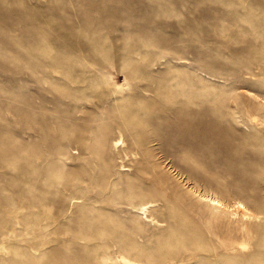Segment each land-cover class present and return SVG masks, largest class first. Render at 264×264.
Here are the masks:
<instances>
[{"label":"rangeland","instance_id":"rangeland-1","mask_svg":"<svg viewBox=\"0 0 264 264\" xmlns=\"http://www.w3.org/2000/svg\"><path fill=\"white\" fill-rule=\"evenodd\" d=\"M121 257L264 264V0H0V264Z\"/></svg>","mask_w":264,"mask_h":264},{"label":"bare ground","instance_id":"bare-ground-1","mask_svg":"<svg viewBox=\"0 0 264 264\" xmlns=\"http://www.w3.org/2000/svg\"><path fill=\"white\" fill-rule=\"evenodd\" d=\"M105 128H107L106 126H105ZM105 130V129H104ZM99 134V133H98ZM99 137V136H98ZM97 137V138H98ZM117 142H119V141H115L114 143L116 144ZM99 143H101V142H99ZM100 145V144H99ZM103 147V146H102ZM147 154V153H146ZM124 169V168H123ZM126 171V170H125ZM217 204H218V202H217ZM146 205V204H145ZM220 205V204H219ZM149 206H152V205H149ZM243 210H244V207H241ZM141 209V214L142 215H144L145 216V214H146V212H147V207L146 206H144V207H141L140 208ZM243 217V216H242ZM119 263L120 264H138V263H135V262H133V261H131V260H129V259H126V258H123V257H121L120 259H119Z\"/></svg>","mask_w":264,"mask_h":264}]
</instances>
